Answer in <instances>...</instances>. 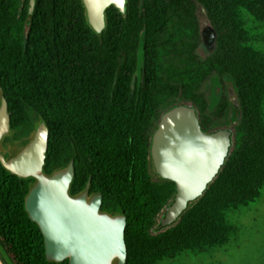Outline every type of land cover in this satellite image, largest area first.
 <instances>
[{
  "label": "trees",
  "instance_id": "1",
  "mask_svg": "<svg viewBox=\"0 0 264 264\" xmlns=\"http://www.w3.org/2000/svg\"><path fill=\"white\" fill-rule=\"evenodd\" d=\"M27 1L0 0L4 145L20 149L43 120V174L72 160L69 195L89 180L101 211L124 214V264L222 244L223 213L248 205L264 183V59L245 20L264 24V0H126L123 17L105 9L99 34L79 0H36L32 10ZM202 26L214 41L200 51ZM180 105L193 109L204 134L229 131V148L202 193L163 226L175 191L153 171L150 138L162 113ZM32 183L0 166V261L67 264L44 259L40 232L23 209Z\"/></svg>",
  "mask_w": 264,
  "mask_h": 264
},
{
  "label": "water",
  "instance_id": "2",
  "mask_svg": "<svg viewBox=\"0 0 264 264\" xmlns=\"http://www.w3.org/2000/svg\"><path fill=\"white\" fill-rule=\"evenodd\" d=\"M35 1H27L29 10ZM79 3L95 34L103 29L105 9L112 7L120 16L125 14L126 0H79ZM213 41L214 33L210 46ZM8 124L6 104L0 96V141ZM47 135V127L39 119L16 153L7 159L0 153V166L6 172L19 179L33 180L23 197V209L40 232L45 261L124 264V214L101 211V195H88L89 180L80 192L69 195L72 160L49 175L43 174ZM229 135L227 130L201 132L193 109L187 106H174L162 113L150 138L149 155L155 174L170 181L175 192L161 225L173 223L215 176L227 155Z\"/></svg>",
  "mask_w": 264,
  "mask_h": 264
},
{
  "label": "rangeland",
  "instance_id": "3",
  "mask_svg": "<svg viewBox=\"0 0 264 264\" xmlns=\"http://www.w3.org/2000/svg\"><path fill=\"white\" fill-rule=\"evenodd\" d=\"M196 18L199 25L205 20L200 10ZM245 20L252 48L264 59V24L255 23L248 17ZM212 38V30L202 26L200 51L204 46L210 47ZM183 96L190 97L188 92ZM228 120L230 123L237 120L234 101L229 103ZM231 137L235 138V133L232 132ZM223 221L226 231L222 244L202 245L151 264H264V183L248 205L228 208L223 213ZM158 229V226L153 228Z\"/></svg>",
  "mask_w": 264,
  "mask_h": 264
},
{
  "label": "flooded vegetation",
  "instance_id": "4",
  "mask_svg": "<svg viewBox=\"0 0 264 264\" xmlns=\"http://www.w3.org/2000/svg\"><path fill=\"white\" fill-rule=\"evenodd\" d=\"M233 101V100H231ZM235 123V122H234ZM234 123H231V124H234ZM10 134V129H9V124H8V130H7V133L5 136L2 137L1 141H0V153L2 154V157L4 159H7L9 157H11L14 153H16L18 150L14 149L13 147H7L4 145V139ZM150 157V155H149ZM152 164V163H151ZM153 168V167H152ZM154 171V170H153ZM155 173V172H154ZM154 177V175H153ZM77 194V193H76ZM92 194H96V193H92ZM75 195V194H74ZM88 195H90L88 193ZM70 196H73V195H70ZM113 215V214H112Z\"/></svg>",
  "mask_w": 264,
  "mask_h": 264
}]
</instances>
